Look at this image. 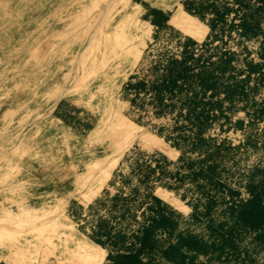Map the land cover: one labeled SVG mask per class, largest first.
Returning <instances> with one entry per match:
<instances>
[{
	"label": "rangeland",
	"instance_id": "obj_1",
	"mask_svg": "<svg viewBox=\"0 0 264 264\" xmlns=\"http://www.w3.org/2000/svg\"><path fill=\"white\" fill-rule=\"evenodd\" d=\"M188 1L0 0V264H112L91 236L114 221V195L135 187L171 212L165 246L180 235L219 241L233 227L238 248L212 264H264V227L236 218L250 199L264 201V82L247 66L263 59L264 16L257 34L208 41L213 14L191 13ZM185 45L218 94L158 101L153 67ZM140 79L148 90L133 102L127 83ZM237 82L243 93L227 90ZM157 161L148 184L146 164Z\"/></svg>",
	"mask_w": 264,
	"mask_h": 264
},
{
	"label": "trees",
	"instance_id": "obj_2",
	"mask_svg": "<svg viewBox=\"0 0 264 264\" xmlns=\"http://www.w3.org/2000/svg\"><path fill=\"white\" fill-rule=\"evenodd\" d=\"M186 7L191 13L198 14L202 18L208 12L213 14L209 21L212 32L208 41L221 33L230 35L234 30L250 36L263 29L264 0H189ZM156 12L161 11L156 10ZM165 19L169 20V15H166ZM189 52L188 46L185 45L183 55L173 54L166 63L160 61L153 67L157 75L150 80L149 89L154 91L158 101L165 100V94L176 96L183 93L185 94L183 104L192 102L196 105L200 100L208 102L211 96L218 94V82H210L213 71L208 68L203 69L204 74L201 69L196 71L202 57ZM261 56L263 58L261 61L248 62L250 74L248 76L253 73L256 81L264 82V46ZM220 60L221 64H229L230 53L224 52ZM196 83L201 86V91L197 93L201 98L199 100H194L190 95ZM127 87L134 91L135 96L132 101L135 102L138 95L148 90V83L146 79H140L135 83L129 81ZM227 90L243 93L244 85L239 82L233 83ZM194 111L195 107L187 109L185 117H191ZM180 115H183V112ZM139 159L137 158L136 161L141 165L143 162ZM165 161L168 160L165 158ZM162 165L157 161L153 167L152 162H148L142 180L149 184L156 167ZM138 166L133 167L130 175L137 172ZM139 168L140 171L143 169V167ZM113 200L112 206L116 210L112 217L114 221H99L91 236L109 250L108 259L112 264H163L156 263L155 257L147 256L156 251L161 252L164 259L172 264H212L213 258L221 261L229 259L230 254L238 248L232 237L233 227L228 229L230 233H223L219 241L208 242L196 234L180 235L177 243H169L165 246L162 233L172 232L174 221L171 212L166 209V203L159 195L153 191L142 192L135 187L130 194L122 192L115 194ZM236 218L243 220L252 229L264 227L262 197L256 196L241 206ZM201 255H206L208 258L202 260Z\"/></svg>",
	"mask_w": 264,
	"mask_h": 264
},
{
	"label": "bare ground",
	"instance_id": "obj_3",
	"mask_svg": "<svg viewBox=\"0 0 264 264\" xmlns=\"http://www.w3.org/2000/svg\"><path fill=\"white\" fill-rule=\"evenodd\" d=\"M177 21H180L182 23V25L185 27V28H188L190 29L192 27V22H190V20H188L186 18V16H183L181 18H175ZM45 21V20H44ZM194 28V27H193ZM25 35V34H24ZM5 247V246H4ZM3 249V248H2ZM10 256V255H9Z\"/></svg>",
	"mask_w": 264,
	"mask_h": 264
}]
</instances>
